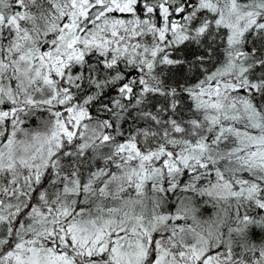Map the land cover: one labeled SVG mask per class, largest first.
Here are the masks:
<instances>
[{"label":"snow or ice","instance_id":"obj_1","mask_svg":"<svg viewBox=\"0 0 264 264\" xmlns=\"http://www.w3.org/2000/svg\"><path fill=\"white\" fill-rule=\"evenodd\" d=\"M0 264H264V0H0Z\"/></svg>","mask_w":264,"mask_h":264}]
</instances>
